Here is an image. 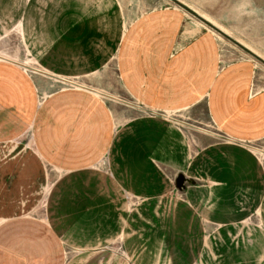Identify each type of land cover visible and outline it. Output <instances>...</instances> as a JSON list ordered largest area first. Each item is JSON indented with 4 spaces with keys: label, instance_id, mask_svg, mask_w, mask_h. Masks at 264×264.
<instances>
[{
    "label": "crops",
    "instance_id": "1",
    "mask_svg": "<svg viewBox=\"0 0 264 264\" xmlns=\"http://www.w3.org/2000/svg\"><path fill=\"white\" fill-rule=\"evenodd\" d=\"M0 10L20 22L31 53L55 73H93L113 59L123 88L146 109L179 111L206 94L220 134L264 138V88L250 94L246 67L213 74L215 40L206 33L185 30L171 48L175 13L148 12L125 28L115 0H0ZM186 38L192 43L177 49ZM32 84L20 67L0 63V145L31 130L30 151L22 146L4 163L12 182L0 187V264H65L66 246L85 262L120 264L118 253L103 250L119 243L120 217L138 264H185L178 245L193 240L216 253L221 245L225 264H264V174L243 146L205 142L189 159L183 132L161 119L133 118L114 132L86 91H53L36 109ZM104 155L107 172L89 171ZM45 167L62 174L46 192ZM178 173L192 182L181 191L173 186ZM28 197L50 198L48 219L22 214ZM254 212L260 227L247 223Z\"/></svg>",
    "mask_w": 264,
    "mask_h": 264
},
{
    "label": "rangeland",
    "instance_id": "2",
    "mask_svg": "<svg viewBox=\"0 0 264 264\" xmlns=\"http://www.w3.org/2000/svg\"><path fill=\"white\" fill-rule=\"evenodd\" d=\"M119 8L122 24L125 28L129 21L139 19V16L145 15L148 12L166 11L175 13L178 17V29L175 35V40L171 48L176 47L178 37L183 31L190 33H206L215 40L214 59L210 61L213 66V74H225L235 67H246L248 73L252 76V86L250 94L254 91L264 88V66L245 54L243 51L233 46L231 43L211 31L209 28L201 24L198 20L187 14L185 11L175 6L169 0H115ZM195 13L201 15L219 29L226 32L231 38L235 39L241 45L258 55L264 60V0H177ZM111 10V9H110ZM9 12V11H8ZM0 10V63H7L18 66L23 71L27 79H31L32 87L38 93L35 96V108L39 109L44 105V96L53 91L63 90V92H77L84 90L95 97L110 116L114 132L117 131L122 124L130 119L137 117H146L152 119H161L164 123L172 125L183 132V135L188 143L189 159L193 153L203 146L205 142H222L231 143L243 146L259 163V168L264 174V138L250 142L231 141L226 136L220 134L211 120L207 110V95L204 94L199 102L192 106L175 111L169 109L167 112L150 111L146 109L141 101L133 98L121 83V77L118 69L115 67V60L107 59L102 67L88 74H59L55 73L51 68L43 66L38 59L34 57L31 50L27 47L24 37L21 33L20 22L14 19H8L6 14ZM144 17V16H143ZM170 21V20H169ZM195 37V36H194ZM193 37V38H194ZM186 43H180L177 49L183 50L187 45L192 43V39L186 38ZM176 50V49H174ZM40 56V55H39ZM46 57V54H43ZM243 69H241V72ZM249 73V74H250ZM34 91V90H33ZM36 91V92H37ZM89 92V93H88ZM42 94V95H40ZM35 95V92H34ZM43 96V97H42ZM44 102V103H43ZM160 120V121H161ZM31 130H27L24 135L17 139L7 141L6 144L0 145V177L4 173L3 179H0V187L3 190H10L12 177L5 170L10 171L11 165L4 164L9 158L16 156V152L25 147L30 151ZM107 158L104 155L100 161L89 171L107 172ZM41 169V177L39 178V189L45 187L44 192L58 184L61 181L62 174L46 169L47 180L43 177L44 173ZM7 179V180H4ZM58 182V183H57ZM264 189V180L261 181ZM45 184V185H44ZM5 186V187H4ZM1 190V188H0ZM49 191L47 192V194ZM46 194V197H47ZM41 197L31 201L30 197L23 204L24 213L38 219L44 220L47 218L49 199ZM134 203V201H133ZM16 206V203H11ZM35 206H34V205ZM34 206V209L32 208ZM19 210V207H18ZM131 214L126 212L125 214ZM122 216V215H121ZM257 212L250 214L247 219L248 224L259 226ZM121 218V229L119 235V243L107 244L104 251L118 253L120 264H138V261L131 259L127 254L124 239L129 232H126V218ZM214 229L211 228L210 230ZM107 230V229H106ZM125 231V232H124ZM217 231V229L213 230ZM206 238V235L205 237ZM182 256H186L185 264H225L222 257L229 256L221 245L220 253L215 250V245H202L195 240L178 245ZM224 246V245H223ZM210 249H208V248ZM113 248V249H112ZM176 248L175 244L169 245V250L173 252ZM65 264H94L95 261L83 260L85 254L81 256L80 251L73 249L70 246L65 247ZM204 257H203V256ZM170 256V255H169ZM189 257V258H188ZM221 258V259H219ZM253 263V262H252ZM239 264V263H236Z\"/></svg>",
    "mask_w": 264,
    "mask_h": 264
},
{
    "label": "water",
    "instance_id": "3",
    "mask_svg": "<svg viewBox=\"0 0 264 264\" xmlns=\"http://www.w3.org/2000/svg\"><path fill=\"white\" fill-rule=\"evenodd\" d=\"M169 1L171 3H173L175 6L179 7L183 11H185L187 14L191 15L196 20H198L201 24H203L204 26L209 28L211 31H213L214 33H216L217 35H219L220 37H222L223 39H225L226 41L231 43L233 46L237 47L238 49L243 51L245 54L250 56L252 59L256 60L257 62H259L260 64H262L264 66V60L262 58H260L258 55H256L255 53H253L252 51H250L249 49H247L246 47L241 45L239 42H237L235 39L231 38L229 35H227L223 31H221L218 27L211 24L207 20L203 19L200 15H198L197 13H195L194 11H192L191 9L186 7L185 5L181 4L177 0H169ZM186 183L191 184L192 182H191V180L187 179L186 177H184L180 173H178L173 180L174 188L179 190V191L184 189V184H186Z\"/></svg>",
    "mask_w": 264,
    "mask_h": 264
},
{
    "label": "bare ground",
    "instance_id": "4",
    "mask_svg": "<svg viewBox=\"0 0 264 264\" xmlns=\"http://www.w3.org/2000/svg\"><path fill=\"white\" fill-rule=\"evenodd\" d=\"M199 15V14H198ZM201 16V15H200ZM202 17V16H201ZM203 19H205L204 17H202ZM205 20H207V19H205ZM208 21V20H207ZM208 22H210V21H208ZM211 23V22H210ZM211 24H213V23H211ZM214 25V24H213ZM217 27V26H216ZM221 30V29H220ZM221 31H223V30H221ZM224 32V31H223ZM224 33H226V32H224ZM227 34V33H226ZM228 35V34H227Z\"/></svg>",
    "mask_w": 264,
    "mask_h": 264
}]
</instances>
